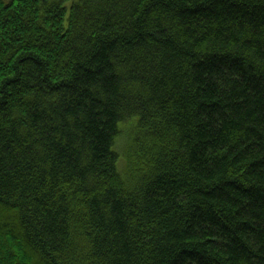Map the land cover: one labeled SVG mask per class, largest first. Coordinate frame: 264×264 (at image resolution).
<instances>
[{
	"label": "trees",
	"instance_id": "16d2710c",
	"mask_svg": "<svg viewBox=\"0 0 264 264\" xmlns=\"http://www.w3.org/2000/svg\"><path fill=\"white\" fill-rule=\"evenodd\" d=\"M69 1L0 0V264H264V0Z\"/></svg>",
	"mask_w": 264,
	"mask_h": 264
},
{
	"label": "rangeland",
	"instance_id": "374dc122",
	"mask_svg": "<svg viewBox=\"0 0 264 264\" xmlns=\"http://www.w3.org/2000/svg\"><path fill=\"white\" fill-rule=\"evenodd\" d=\"M71 2H72V0L69 1V2L67 3V6H70ZM120 127H121V125H120ZM120 141H121V140H120ZM118 161H119V162H118V164H117V169H118V172L122 173V172H121V171H122V167H123L122 156H120V158H119Z\"/></svg>",
	"mask_w": 264,
	"mask_h": 264
}]
</instances>
